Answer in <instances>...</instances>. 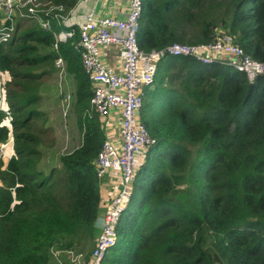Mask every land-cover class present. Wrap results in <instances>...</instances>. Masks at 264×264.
<instances>
[{
  "label": "trees",
  "instance_id": "trees-1",
  "mask_svg": "<svg viewBox=\"0 0 264 264\" xmlns=\"http://www.w3.org/2000/svg\"><path fill=\"white\" fill-rule=\"evenodd\" d=\"M40 1L69 10L79 0ZM142 1L140 49L208 43L221 32L264 62V0ZM14 22L11 39L0 44L15 149L7 161L0 155V264H73L69 252L84 253L100 234L106 200L96 158L107 136L91 109L77 26L56 23L57 32L76 28L60 53L75 80L81 138L58 165L42 168L48 127L41 106L46 79L57 71L56 39L37 20ZM5 23L0 10V29ZM140 117L154 143L102 264H264V74L250 81L220 59L167 55ZM9 132L0 111V142Z\"/></svg>",
  "mask_w": 264,
  "mask_h": 264
},
{
  "label": "built area",
  "instance_id": "built-area-1",
  "mask_svg": "<svg viewBox=\"0 0 264 264\" xmlns=\"http://www.w3.org/2000/svg\"><path fill=\"white\" fill-rule=\"evenodd\" d=\"M85 8L79 17L78 10ZM143 9L142 0H79L67 10L63 4L42 3L40 0H0L5 25L0 29V44L8 42L14 31L16 17L32 18L40 26L54 32L55 67L63 93L61 108L64 116L72 106V94L65 92L67 62L60 53V44L76 35V28L54 31L55 24L77 26L75 48L81 53L84 70L91 77L93 95L91 109L103 120L106 140L96 158L97 177L101 188L115 179V189L104 206V222L88 260L84 253L69 252L73 264H102L108 250L117 240V226L131 198L136 171L144 153L154 143L140 117L145 90L152 86L159 62L167 55L194 56L209 63L214 59L226 61L244 72L250 81L264 74V62L246 54L233 37L219 32L208 43H173L163 49L146 52L138 45V32ZM116 47L118 69L109 64L104 49ZM7 75V76H6ZM11 80L0 70V111L6 115L9 139L0 142V155L6 159L7 148L14 149L13 114L6 98V83ZM118 129V136L114 130Z\"/></svg>",
  "mask_w": 264,
  "mask_h": 264
},
{
  "label": "rangeland",
  "instance_id": "rangeland-1",
  "mask_svg": "<svg viewBox=\"0 0 264 264\" xmlns=\"http://www.w3.org/2000/svg\"><path fill=\"white\" fill-rule=\"evenodd\" d=\"M47 85L44 90V99L41 109L45 112L46 127L48 131L43 134L42 144L40 146L43 152L42 168L48 172L53 166L59 164V157L72 150L80 143V130L77 124L74 102L67 116H64L61 108V95L59 91L60 78L58 71L46 79ZM65 88L73 91L75 87L74 77L67 71L65 76ZM43 120V119H42ZM42 120L39 121V126ZM11 147L7 148V154L10 153ZM104 210V208L102 209ZM98 229V233H99ZM96 243V242H95ZM95 243L92 242L86 246L84 255L92 252ZM70 257V256H69Z\"/></svg>",
  "mask_w": 264,
  "mask_h": 264
},
{
  "label": "crops",
  "instance_id": "crops-1",
  "mask_svg": "<svg viewBox=\"0 0 264 264\" xmlns=\"http://www.w3.org/2000/svg\"><path fill=\"white\" fill-rule=\"evenodd\" d=\"M80 9V8H79ZM85 10V8H82L80 10H78V14H79V17L81 18V13H83V11ZM105 60L111 64L112 66L116 67L118 69L119 67V54H118V49L116 47H113V46H110V47H107L104 49V56ZM7 76V75H6ZM8 77L11 79L10 75L8 74ZM151 88L148 87L147 89ZM59 91H60V95H61V99L62 97L64 96L63 93L61 92V89L59 87ZM74 91H75V87L73 89V91H70L68 90V88H65V92H70L72 94V103L74 102L75 103V97H74ZM72 108V106H71ZM118 129L115 128L114 130V134L115 136H118ZM15 153V149H12L10 150V153L7 154V157H6V161L9 160ZM107 181L105 182V186L103 188V192H104V195H105V200H107V198L113 193V190L115 189V179H110L109 177L105 178ZM103 222H104V210H101L100 211V214H99V218H98V227H99V232H101V229H102V225H103Z\"/></svg>",
  "mask_w": 264,
  "mask_h": 264
}]
</instances>
